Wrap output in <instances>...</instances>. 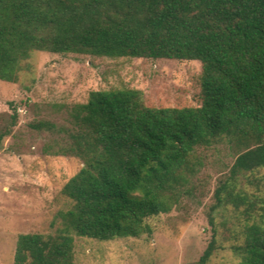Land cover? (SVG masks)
<instances>
[{"label": "trees", "instance_id": "obj_1", "mask_svg": "<svg viewBox=\"0 0 264 264\" xmlns=\"http://www.w3.org/2000/svg\"><path fill=\"white\" fill-rule=\"evenodd\" d=\"M34 50L198 60L201 103L152 107L140 89H101L70 107L69 125L30 123L50 133L46 153L83 166L62 188L72 205L57 212L54 231L20 233L13 264H75L76 235H152L149 219L192 194L197 149L219 145L234 161L215 188L198 264L219 247L214 214L228 206L247 221L231 246L240 264H264V195L240 188L264 170V0H0V79L16 82Z\"/></svg>", "mask_w": 264, "mask_h": 264}, {"label": "rangeland", "instance_id": "obj_2", "mask_svg": "<svg viewBox=\"0 0 264 264\" xmlns=\"http://www.w3.org/2000/svg\"><path fill=\"white\" fill-rule=\"evenodd\" d=\"M116 88L142 90L152 107L197 106L202 64L34 50L22 62L16 82L0 79V132L10 129L0 146V264H13L20 233L54 231L57 212L72 205L62 188L83 166L80 158L46 153L50 133L30 123L69 125L72 105L86 102L93 90ZM197 152L202 165L193 177L192 194L171 212L149 219L152 235L111 240L76 235L75 264H198L212 238L209 211L215 188L234 157L226 145ZM240 188L264 195V170L241 177ZM214 215L219 247L207 264H240L231 246L243 242L246 217L233 206Z\"/></svg>", "mask_w": 264, "mask_h": 264}]
</instances>
